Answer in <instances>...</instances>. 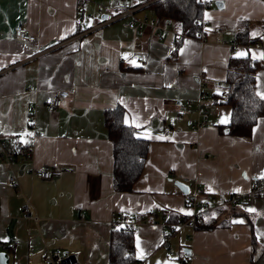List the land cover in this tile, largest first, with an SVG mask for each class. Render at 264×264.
<instances>
[{
  "label": "crops",
  "instance_id": "obj_1",
  "mask_svg": "<svg viewBox=\"0 0 264 264\" xmlns=\"http://www.w3.org/2000/svg\"><path fill=\"white\" fill-rule=\"evenodd\" d=\"M97 1L112 6L102 13L106 18L78 0H0V133L32 145L30 158H18L11 167L0 163V242L9 247L0 251L8 255L6 264H43L45 249L73 254L82 264H108L112 212L138 220L133 257L141 264H183L185 258L186 264H264L262 195L248 194L222 227H182L166 238L161 226L163 210L186 218L192 211L174 181L189 178L205 194L221 197L249 193L264 176V116L247 137L221 133L217 126L229 108L212 97L223 88L230 55L252 58L264 51V35L249 46L235 41L239 21L263 19L264 2L204 0L201 39L169 47L170 36L158 40L148 27L135 32L124 26L122 0ZM18 22L33 40L17 36ZM257 31L250 26L252 34ZM259 60L256 93L264 92V59ZM200 90L207 123L191 128L195 113L177 120V105L191 100L193 107ZM56 91L67 96L49 112L46 103ZM117 104L123 122L148 141L130 192L112 191L103 112ZM42 164L60 168V175L49 181L34 177L31 169ZM10 175L15 185L7 184ZM24 205L28 213H22Z\"/></svg>",
  "mask_w": 264,
  "mask_h": 264
},
{
  "label": "trees",
  "instance_id": "obj_2",
  "mask_svg": "<svg viewBox=\"0 0 264 264\" xmlns=\"http://www.w3.org/2000/svg\"><path fill=\"white\" fill-rule=\"evenodd\" d=\"M82 1L78 0V3ZM205 4L204 0H151L146 8L157 19L171 18L181 21L179 31L183 35L195 38L196 32L200 29V24H195V21L201 19ZM251 25H256L258 28L255 35L250 32ZM261 35H264V17L258 23L243 20L237 24L235 41L239 45L249 46L258 41ZM258 67H260V60L252 59L248 54L243 57L232 54L228 58L222 88L224 94L212 95L214 103L224 104L229 108L228 123L217 126L221 133L226 129L228 135L247 137L256 120L264 116V99L257 95L254 88L255 71ZM123 113L124 109L120 104L107 108L103 112L104 126L111 143V177L114 192L132 191L134 182L141 175L148 150V141L136 136L137 129L123 122ZM237 206L239 204L206 211L200 215L193 227L197 230H210L225 226L229 224L231 216L238 214L234 211ZM163 213L166 216L165 220L169 222L186 219L185 216L169 210H163ZM225 213L226 216L220 218ZM145 214V217L150 218L148 213ZM246 221L251 225L250 220L246 218ZM108 242V264H129L136 260L135 257L126 255L127 250L133 253L132 230L116 224L110 229ZM6 250H9L8 246Z\"/></svg>",
  "mask_w": 264,
  "mask_h": 264
},
{
  "label": "built area",
  "instance_id": "obj_3",
  "mask_svg": "<svg viewBox=\"0 0 264 264\" xmlns=\"http://www.w3.org/2000/svg\"><path fill=\"white\" fill-rule=\"evenodd\" d=\"M83 2L91 3L95 11L99 14L107 12L112 9L110 3L104 5L97 0H83ZM151 2V0H122L120 5V11L118 12L120 17H126L124 26L135 31L141 32L146 27L150 28L158 40H163L166 36H170V39L167 41L169 47H174L175 43L179 40H184L187 38H193L188 35H183L178 27L181 26V21L173 20L171 18H162L157 19L154 15L143 14L137 16L136 13L140 10L146 8V5ZM80 6L81 8V4ZM87 17H93V13H88ZM195 24H200V29L196 32L195 38L201 39L203 36V31L205 28L204 20L197 19ZM14 31L20 39L24 40H33L34 36L29 34L26 29L24 22H18L14 26ZM256 44V43H254ZM264 53V51L262 52ZM122 61L125 58L121 59ZM144 60H138L139 65H143ZM200 89H202V83H199ZM32 89V87H30ZM224 94V90L218 91V95L221 96ZM66 91H56L53 92L50 96L48 102L46 103V109L51 112L58 106H60L61 101L66 98ZM206 95L204 91L200 90L197 95L195 105L192 107V101L187 100L186 102H179L178 113L176 115L177 120L183 119V114L188 111L195 113V120L190 122L191 128H197L203 126L207 123L208 112L205 103ZM27 124L32 126V118L28 116L26 119ZM165 134H168V130L165 131ZM32 153V145L23 144L20 141L16 140L12 135L1 134L0 133V163L4 164L7 167H11L18 158H30ZM31 172L34 177L49 181L53 177L60 175L61 169L58 167H50L48 165L42 164L31 169ZM188 186L187 193L183 194L184 205L190 208L192 211L185 220H179L177 222L166 221V216H161L162 219V228L168 231V234L165 235L166 238L170 236V233L175 229H180L182 227H193L195 222L199 220L200 215L206 211L217 207H226L242 204L246 201V198L249 195H262L264 196V176L254 180L252 183L249 193H228L225 196L217 197L212 194H205L201 187L192 183L189 178H183L181 180ZM8 185H15L16 179L13 175L8 176L7 178ZM28 205L22 206V213H28ZM82 216V215H81ZM35 219V217H34ZM144 219V218H143ZM145 220V219H144ZM138 220L134 216H129L122 213L112 212L109 218L110 227L115 226L116 224H121L124 228L132 230L133 226L137 224ZM0 248L6 250L4 243L0 242ZM127 256H133V253L129 250L126 251ZM169 255H172V251L169 250ZM43 264H82L73 254L60 253L52 251L50 249H45L42 253ZM188 258L184 259L186 264ZM129 264H141L138 260L130 262Z\"/></svg>",
  "mask_w": 264,
  "mask_h": 264
},
{
  "label": "water",
  "instance_id": "obj_4",
  "mask_svg": "<svg viewBox=\"0 0 264 264\" xmlns=\"http://www.w3.org/2000/svg\"><path fill=\"white\" fill-rule=\"evenodd\" d=\"M215 5L217 6V7H220V2H215ZM107 16H106V14H102L101 15V18H106ZM224 132L226 133L227 132V130L226 129H224ZM174 185L183 193V194H185V193H187V191H188V186L185 184V183H183L182 181H174ZM7 261H8V255H7V253L6 252H4V251H0V264H6L7 263Z\"/></svg>",
  "mask_w": 264,
  "mask_h": 264
},
{
  "label": "snow or ice",
  "instance_id": "obj_5",
  "mask_svg": "<svg viewBox=\"0 0 264 264\" xmlns=\"http://www.w3.org/2000/svg\"><path fill=\"white\" fill-rule=\"evenodd\" d=\"M89 26H90V24H89ZM255 35V34H254ZM245 55H247V53H245V52H238L237 53V56L238 57H243V56H245ZM264 59V53H262L261 55H260V57H257V56H255V55H253L252 56V59ZM257 95L258 96H260V98L261 99H264V92H257ZM219 123H221V124H227L228 123V117L227 116H222L221 117V119H220V121H219ZM158 139H163V137H157ZM235 191H240L239 189H235ZM247 211H249V212H254L255 211V209H247ZM239 222H243V221H239ZM141 256H143V253H141Z\"/></svg>",
  "mask_w": 264,
  "mask_h": 264
},
{
  "label": "rangeland",
  "instance_id": "obj_6",
  "mask_svg": "<svg viewBox=\"0 0 264 264\" xmlns=\"http://www.w3.org/2000/svg\"><path fill=\"white\" fill-rule=\"evenodd\" d=\"M145 11H143V13H145L146 15H150L151 14V11L148 9V8H146V9H144ZM96 17H98V14H96ZM207 110V112H208V108L206 109ZM175 249V248H174ZM175 251H176V253L178 252L177 251V249H175ZM179 254V253H178Z\"/></svg>",
  "mask_w": 264,
  "mask_h": 264
}]
</instances>
